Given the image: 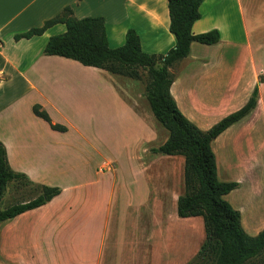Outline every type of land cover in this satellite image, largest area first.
Segmentation results:
<instances>
[{
  "label": "crops",
  "instance_id": "obj_1",
  "mask_svg": "<svg viewBox=\"0 0 264 264\" xmlns=\"http://www.w3.org/2000/svg\"><path fill=\"white\" fill-rule=\"evenodd\" d=\"M65 7L77 19L103 17L112 49L123 45L128 29L136 32L146 54L164 55L175 44L169 33L166 0H0V142L14 172L38 185L62 183L58 184L60 194L44 206L0 223V264H188L205 240L204 223L201 217L177 216V199L184 193V158L150 152L168 137L150 111L139 110L136 97L126 99L129 92L118 80L122 77L44 55L48 39L64 33L63 25L41 36L13 39L41 27ZM199 14L192 34L215 29L220 41L213 46L191 44L187 60H196L194 49H214L205 63L189 65L200 66L197 85L173 82L170 93L188 120L201 116L220 121L239 110L258 87L255 110L211 144L218 180L220 174L229 177L237 171L225 182H236L239 187L225 200L233 195L245 201L237 208L229 204L240 212L244 232L255 237L264 229V129L258 140L254 137L255 117L260 121L264 114V77L257 78L263 72L256 65L250 38L264 28V0H205ZM68 70L97 75L95 83L103 97L96 109L98 116L114 125L119 121L127 125L118 135L123 136L121 148L132 167L130 179L127 185L117 179V168L110 170L117 161L104 160L100 153L97 165L101 170L96 173L101 179L95 180L93 197L88 190L77 196L75 187L64 185L74 178L70 168H63L72 147L56 138L64 137L69 127L64 126L63 133L53 131L34 115L45 127H37L38 123L32 127L21 116L36 104L49 111L62 91H57L56 80L65 81ZM85 84L75 88L85 92ZM212 96L216 99H207ZM184 101L189 110L181 108L179 103ZM104 168L113 174L108 176ZM66 193H73L75 199L60 202ZM79 202L82 207L72 210ZM72 215H78V223H72Z\"/></svg>",
  "mask_w": 264,
  "mask_h": 264
},
{
  "label": "trees",
  "instance_id": "obj_2",
  "mask_svg": "<svg viewBox=\"0 0 264 264\" xmlns=\"http://www.w3.org/2000/svg\"><path fill=\"white\" fill-rule=\"evenodd\" d=\"M204 1L166 0L169 33L174 37L175 44L164 55L144 53L140 39L132 29L126 31L123 45L110 48L104 18L77 19L72 15L70 7H65L41 27L16 34L13 39L19 41L41 36L49 28L61 24L65 27L64 33L48 39L43 49L44 55L68 59L116 77L140 80L145 74L147 84L144 97L155 122L168 135L162 145L150 149V152L184 158V193L177 199V216L201 217L204 223L205 240L191 262L211 259L213 264H264V229L255 237L244 232L240 212L225 200V196L236 190L239 184L218 180L211 148L218 136L255 110L258 87L253 88L249 99L239 110L205 131L180 112L170 93L173 79L169 70L188 58L191 44L213 46L220 41V34L215 29L192 34V26L200 19L199 8ZM32 113L48 124L51 130L66 132L64 126L52 124L49 115L40 105H34ZM11 183L30 185L37 190V194L32 200L0 210V223L40 208L60 194L57 187L34 184L25 174L14 172L8 165L6 150L0 142V200Z\"/></svg>",
  "mask_w": 264,
  "mask_h": 264
},
{
  "label": "rangeland",
  "instance_id": "obj_3",
  "mask_svg": "<svg viewBox=\"0 0 264 264\" xmlns=\"http://www.w3.org/2000/svg\"><path fill=\"white\" fill-rule=\"evenodd\" d=\"M250 43L252 44V51L256 65L259 69H262L263 72L258 74L257 78H259V80H263L264 28L260 33L255 34L250 38ZM222 45L225 46V41L223 42ZM213 49L214 48L212 47H202L201 50L194 49L192 52V58L194 57L196 60L192 61V60H187L189 58H186L181 62H179L178 64H175L169 70L173 82L180 83L182 81H185V83H187L188 85L191 84L193 86H196L197 83L200 81L197 79L196 76L202 74V71L200 69V66L199 68L196 67L192 68V66L193 65L198 66L202 63H205L206 60L204 58H208L211 55ZM189 65L192 66L189 67ZM78 71L79 70L65 71L66 73L64 74H66L67 76L65 77V81L56 80L55 87H58L57 91L60 90L62 91L60 94H56L54 104H52L49 111L46 112L49 115L51 122H54V124L69 127V130L64 137L60 139L56 138V142H60L72 147L71 151L69 153H66L69 161L64 162L63 168L66 167L70 168V170L73 172L72 175L74 176V178L70 179V181L64 185L75 187L78 190L76 191L77 196L78 195L84 196L85 194L84 191L88 190L90 191V195L93 197L95 180L101 179V177L97 175L98 173H100L101 170L99 168V165H97L100 153L104 160L115 159L117 161V163L111 164L110 170H112L113 168H117V174H116L117 179H124L126 181V185L128 180L130 179V175L132 173V167L126 158V153L121 148L122 147L121 145L124 146V144L121 143V140H123V136L118 135L120 133V130L127 126L125 121H119L114 125L109 120L103 121L100 119V116H98L96 109L97 107H99L101 102L100 100L103 97L99 92L100 88H98L95 83L98 80V76L92 75L89 72H87L85 75L83 74L80 75ZM144 75L145 74H143L140 80H132L127 78H118V80L120 87L123 88L126 92H129L127 93L126 99H130L132 96L136 97L138 109L148 112L150 111L149 106L144 97L147 78ZM84 82L86 83L85 92L83 91V89L78 90L77 88H75V85L79 83L83 85ZM207 99L214 100L216 99V97L212 96ZM102 102H103L102 104H104L105 106L109 104V103L105 104V101ZM179 104L181 105V108L183 110H185V108L186 110H189L188 103H186L185 101L180 102ZM31 111L29 110V112L21 114L23 122L32 127H35V124L37 123H38L37 127L40 126L45 127V124L43 123L44 121L41 122L33 118V114ZM150 115L152 116L151 112ZM261 116L263 117L261 118L260 121H259L260 118L258 116L255 117V121L257 120L256 123L257 130L254 133V137L257 140L258 137H260V135L263 134L262 132L264 129V114L261 113ZM197 118L199 119L190 117V120L195 126H197L199 129L203 131L208 130L219 120L212 117L204 118L198 116ZM241 126L242 124H239L234 127L237 129ZM160 130L164 131L167 136V132L163 128L160 127ZM100 144L102 145V147L99 146ZM100 148H101V152L99 151ZM96 149L97 152H95ZM161 157H165V156L161 155ZM261 160H262V165L264 166V161L262 158ZM154 169H156V166L152 169V171ZM102 171L106 173L108 176L110 174H113V172H108L106 168L102 169ZM236 175H237V171H233L229 175V177L220 174L219 180L225 182L229 178H232L233 176ZM263 179H264V167H263ZM58 184H62V183L58 182L56 184L57 188H59ZM84 186L86 187L83 188ZM263 189H264V182H263ZM36 192L37 190H35V188L30 185H25L22 183L11 184L9 186L7 196L4 195L3 198L0 200V210H4L8 206L16 203L32 200L36 196L37 194ZM74 196L75 195L73 193H66L59 200L60 202H62L63 200L71 202ZM227 202L234 204L236 208L238 207V205L245 204V201H243V199L239 200L238 196H233V195L232 196L230 195L227 198ZM72 207H73L72 210H74V208L82 207V202H79V204L76 205L74 204ZM70 218L74 219L72 223L79 222L78 215L75 216L72 215ZM207 260L209 261L207 262ZM207 260H203V261L194 260L189 264H213L211 259H207Z\"/></svg>",
  "mask_w": 264,
  "mask_h": 264
}]
</instances>
